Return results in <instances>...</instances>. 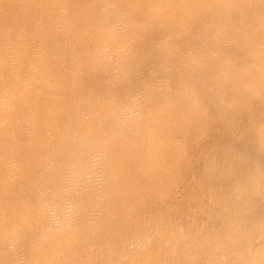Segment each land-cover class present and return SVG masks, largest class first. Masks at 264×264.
<instances>
[{
    "label": "bare ground",
    "instance_id": "obj_1",
    "mask_svg": "<svg viewBox=\"0 0 264 264\" xmlns=\"http://www.w3.org/2000/svg\"><path fill=\"white\" fill-rule=\"evenodd\" d=\"M261 250L264 0H0V264Z\"/></svg>",
    "mask_w": 264,
    "mask_h": 264
},
{
    "label": "clouds",
    "instance_id": "obj_2",
    "mask_svg": "<svg viewBox=\"0 0 264 264\" xmlns=\"http://www.w3.org/2000/svg\"><path fill=\"white\" fill-rule=\"evenodd\" d=\"M155 75V73H153ZM253 264H264V250H261L259 254V259L256 261H253Z\"/></svg>",
    "mask_w": 264,
    "mask_h": 264
}]
</instances>
